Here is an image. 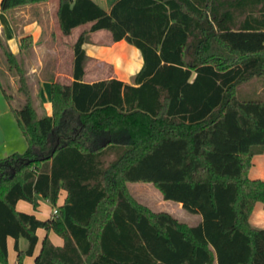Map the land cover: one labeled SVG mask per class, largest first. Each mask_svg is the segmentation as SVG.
Returning a JSON list of instances; mask_svg holds the SVG:
<instances>
[{"label": "trees", "instance_id": "trees-1", "mask_svg": "<svg viewBox=\"0 0 264 264\" xmlns=\"http://www.w3.org/2000/svg\"><path fill=\"white\" fill-rule=\"evenodd\" d=\"M48 1L1 0L0 9ZM57 18L65 36L91 27L74 45V80H52L51 116H37L29 90L22 56L32 36H20V56L0 39L5 76L24 101L1 77L0 90L27 143L0 159V264H9V239L17 264L26 256L34 264H264V229L250 223L264 206V180L249 175L264 154V98L239 92L264 77V0H117L109 9L59 0ZM99 31L141 51L132 85L84 81V45ZM136 183L202 222L151 212L129 195ZM40 199L58 215L17 210L20 202L37 210Z\"/></svg>", "mask_w": 264, "mask_h": 264}, {"label": "crops", "instance_id": "crops-1", "mask_svg": "<svg viewBox=\"0 0 264 264\" xmlns=\"http://www.w3.org/2000/svg\"><path fill=\"white\" fill-rule=\"evenodd\" d=\"M94 1L105 9H109L111 5L117 0ZM58 7L59 0H49L46 3L18 8L9 13H3L0 9V39H2L8 45L10 50L15 55L20 56L23 54L20 47V36H32L33 38V45L30 49V52L24 53L22 59L26 65V69H28L27 75L30 77V79H37L36 83L38 84V98L42 104L44 112L42 116H51L53 113L52 95L47 97L46 94V98H49L48 100H50L49 102L42 101V90L44 89L46 92L52 90V80L58 82L64 77L62 69L63 63H70L72 72L70 81L65 83L70 84L74 80V45L80 35L91 27V24L79 27L75 29L70 36H65L61 31L57 18ZM54 18L57 19L56 21L58 23V29H55L52 25ZM84 50L87 57L89 58L86 66V75L84 81L89 84H93L102 80L116 79L124 82L125 84L132 85L134 78L141 72L144 66V58L139 49L126 41L114 43L112 41L111 34L107 31H99L90 34L88 43L84 45ZM31 63L32 65L30 66L29 64ZM89 64H95L97 67V69L95 68L96 71L90 76H88L87 69ZM101 65H108L110 68L106 72L104 70L105 66L102 67ZM100 75H103L104 78L97 79ZM248 89L253 91L252 96L264 98V81L262 79L252 80ZM241 91L242 88L239 87V92ZM11 150L12 111L10 110V107L4 96H0V156H3V154H8L11 152ZM262 155L264 154L255 155V158ZM3 158L0 157V159ZM251 177L252 179L264 180L255 176ZM65 199L66 193L64 192L62 193V200H60L59 205H62ZM21 205L23 206L21 207ZM30 206L32 205L29 203L20 202L17 206V210L32 214L33 211H30ZM255 214H257L259 218L264 219L263 204L258 203L256 205L250 218L251 224H253V218ZM40 232L43 236L46 235L45 231L40 230L38 234ZM51 234L52 233L49 234V237L54 243L51 238ZM10 240L13 239L8 240V251H10ZM54 244L56 246H62L63 240L60 238V242ZM40 250L41 242L37 248L36 255L39 254ZM215 264H217V262H215Z\"/></svg>", "mask_w": 264, "mask_h": 264}, {"label": "rangeland", "instance_id": "rangeland-1", "mask_svg": "<svg viewBox=\"0 0 264 264\" xmlns=\"http://www.w3.org/2000/svg\"><path fill=\"white\" fill-rule=\"evenodd\" d=\"M56 20L57 19L54 18L52 25L55 29H58V23ZM27 52L29 53L30 50H28ZM29 65L31 66L32 63ZM70 65L71 64L68 62L62 64L64 77L58 82L65 83V82L70 81V77L72 73ZM102 67H104V70L106 72L110 68V66L108 65H103ZM95 68L97 69L95 64L88 65V68H87L88 76H90L96 71ZM6 69H7L6 59L3 56H0V77L3 78L11 86V92L15 96L16 101L19 103H22L24 101V98L22 95L18 93V83L12 77H7V75L5 76ZM26 71L28 73V69H26ZM103 78L104 76L100 75L97 79H103ZM27 79H28L29 90L33 96V102H34V107L37 112V116L41 117L44 112H43L42 104L38 98V93H37L38 84L36 83L37 79L36 80L30 79L28 75H27ZM256 79L258 80L262 79L264 81V77L254 78L252 80H256ZM252 80L240 86L242 88V91L240 92L241 93L240 97L242 99H246V100L254 99V97L252 96L253 91L248 89L249 84ZM50 91L51 90L46 92L44 89L42 90V93H41L42 101H47V102L50 101L48 100L49 98H46V94H47V97L51 96ZM0 96L3 97L1 90H0ZM26 148H27V143L21 133V130L18 126V123L14 115L12 114V150L8 154H5V155L3 154V156H0V157L3 158L5 156L12 155L14 153H24ZM249 175H250V178H252L251 176H255L257 178L264 179V155L256 157V158L254 157L252 167L249 170ZM128 191H129V195L135 201L145 206L153 213H160V212L169 213L173 217H175L180 223L185 224L189 227L197 226L198 224L202 222L201 216L189 214L186 211H184L179 204L171 202V201H165L160 191L156 189L152 184H148V183L128 184ZM60 200H62V196L59 199V203H60ZM22 206L23 205H21V207ZM30 208H31L30 211H33L32 214H34L40 220H47L49 218H52L53 212L56 209V208H53L49 202L42 200V199H40V205L37 210H33L32 206H30ZM252 225L253 227L257 229H264V219L259 218L258 215L255 214ZM39 235L41 236V243H42L45 235L43 236L41 232L39 233ZM51 238L54 241V243L60 242V238L57 237L53 233L51 234ZM28 247H29L28 241H26L25 239H21L20 240L21 250L25 251L28 249ZM9 249H10L9 251L10 256L8 260L9 264H17L18 262L17 252L15 251V241L14 240H10ZM35 257L36 256L34 257L26 256L23 260V264H34Z\"/></svg>", "mask_w": 264, "mask_h": 264}, {"label": "built area", "instance_id": "built-area-1", "mask_svg": "<svg viewBox=\"0 0 264 264\" xmlns=\"http://www.w3.org/2000/svg\"><path fill=\"white\" fill-rule=\"evenodd\" d=\"M57 215H58V210H54L53 216H57Z\"/></svg>", "mask_w": 264, "mask_h": 264}]
</instances>
